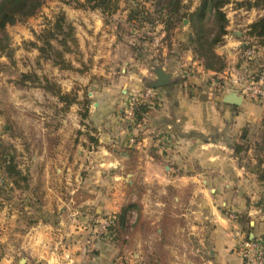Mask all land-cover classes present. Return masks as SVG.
<instances>
[{
	"label": "rangeland",
	"instance_id": "rangeland-1",
	"mask_svg": "<svg viewBox=\"0 0 264 264\" xmlns=\"http://www.w3.org/2000/svg\"><path fill=\"white\" fill-rule=\"evenodd\" d=\"M78 1L83 3L85 0ZM78 1L46 0L35 16L8 25L6 29L12 59L0 52V263L4 264L8 258L10 264H49L46 258L53 250L61 264L73 263L72 259L78 256L84 263L88 259L93 261L102 245L110 248L111 253L114 250L105 260L106 264L179 263L181 259L178 257H170L167 261L163 256H154L155 248L162 251L164 240L148 238L149 234L158 233L159 227L164 230L165 222L180 218V208L174 203L178 201L176 196L181 195L166 194L158 179L154 182L143 176L136 177L134 186L128 184L125 188L122 208L128 205L131 208L124 227L114 226L97 240L90 239L91 231L88 233L85 229L82 239L78 237L81 233L64 235L59 247L51 244L49 248L51 242H46L49 249L41 260H37L32 250L24 248L17 232V235L9 234V229L5 228L11 223L13 231L29 233L39 223L42 224L39 229L45 223L57 224L63 208H79L87 195L98 196L86 188L87 183L82 182L80 190L73 195L69 187L78 183L76 175L79 173L85 181L88 171L84 162L89 165L90 156L98 150L97 144L102 136L98 126L104 121L112 122L110 116L119 123L124 135H129L128 139L125 137L127 150L134 151L128 145L136 143L137 133L134 131L145 116V111L141 114L138 108L152 109L160 100L157 90L151 102L144 95L145 88L151 87L145 79L156 77L158 67L171 75L172 70L181 75L186 72L189 77L202 74L190 58L199 60L189 42L192 29L188 18V13L195 10L201 0H182L179 14L167 11L166 0H120L119 8L113 14L80 6ZM237 1L242 0H230L223 8L229 23L224 40L215 46L217 49L226 45L220 54L226 60V67L214 76L220 81H227L232 69L242 65L249 69L255 80L264 73V47L248 34L249 25L264 14V9L239 8ZM62 12L73 25L80 46L78 53H65V58L73 65L66 68L42 57L33 46L34 42L40 44L37 36ZM207 28L216 31L211 22ZM53 44L62 49L60 40H53ZM246 46L257 47L256 57L248 60L244 57ZM31 72L37 73L40 82L22 81V75ZM45 77L57 83L64 92L77 93L79 102L65 107L56 96L42 88L40 83ZM124 79L129 81L127 87H124ZM210 82L209 77L204 80L213 87ZM235 87L240 91L243 89L240 85ZM251 99L264 103L260 99ZM133 108L136 119L129 113ZM85 112L88 113L86 116ZM263 119L264 114L259 124L247 126L251 145L248 154L255 155L254 145L260 140ZM116 126L117 123H113V127ZM243 128L237 135L239 141ZM108 132L112 135L113 130L109 127ZM1 149H7L16 157L25 180L18 178L15 182V178L7 173L2 164ZM133 151L125 170L135 168L132 161L138 159ZM144 165L148 169V164ZM69 172H75L71 179L66 178ZM84 185H87L85 190ZM80 213L67 214L65 222L74 218L80 220ZM106 215L96 218L90 226ZM156 218L158 226L153 227L150 222ZM136 231L141 233L142 240L140 237L134 239ZM43 232L40 231L38 236L43 237ZM40 244L45 246L42 240L37 245ZM117 248L120 252H115ZM139 249L141 256L135 254ZM96 264L100 261L97 260Z\"/></svg>",
	"mask_w": 264,
	"mask_h": 264
},
{
	"label": "crops",
	"instance_id": "crops-1",
	"mask_svg": "<svg viewBox=\"0 0 264 264\" xmlns=\"http://www.w3.org/2000/svg\"><path fill=\"white\" fill-rule=\"evenodd\" d=\"M223 48L226 45L216 50L223 54ZM190 58L202 74L189 77L186 72L181 75L172 70L170 83L155 89L160 100L155 107L143 112V123L139 122L134 131L137 133L136 143L128 145L134 151L127 150L129 135H124L112 116V122L104 121L98 126L102 136L97 144L98 150L90 156L89 165L87 161L84 162L88 171L85 181L79 173L76 175V179L79 177L78 183L69 187L73 195L80 190L82 182L87 183L89 186H82L84 190L87 186L90 192L98 196L87 195L79 208H63L60 222L45 223L42 229H39L42 225L39 223L29 233H22L21 230L13 231L11 223L5 225L9 234L18 233L24 248L32 250L37 260L45 258L52 245L59 247L64 235L82 234L85 229L89 233L93 227L90 223L96 218L118 213L124 205L125 188H128V184L133 187L135 178L142 176L154 182L158 179L166 194L181 195L176 196L178 201L174 203L180 208V218L173 219L171 223L165 222L164 230L159 227L158 233L148 235L155 241L164 240L162 251L155 248L154 256H163L166 260L170 257L181 259L174 264H246L238 247L247 233L262 237L264 241V183L246 166L248 161L251 165L256 162L255 155L249 152L237 156L233 148L235 142H239L237 135L242 127L261 122L264 103L242 95L239 89L235 91L243 96L241 104L227 102L228 90L213 91V87L204 83L215 72L206 69L201 60ZM155 79L146 78L145 81L151 85ZM123 82L124 87L129 85L127 79ZM95 105L99 103L95 102ZM115 122L118 126L113 127ZM108 126L113 130L112 135L108 132ZM132 151L138 160L132 161L135 168L128 171L125 167L129 166ZM138 172L141 173L138 175ZM73 173L69 172L66 178L71 179ZM122 178L125 179L124 183ZM75 211H82L80 220L65 222L64 217L69 213L71 216ZM150 223L153 227L158 226L157 218ZM40 231H44L43 237L38 236V233L41 235ZM140 234L136 231L134 239ZM78 237L82 239L84 234ZM40 240L44 242V247L37 245ZM46 242H51L48 249ZM109 250L102 245L93 261L88 259L82 263V257L78 256L68 264H96L97 260L100 264H106L105 260L114 251L111 253ZM115 252H120V248ZM139 252L140 249L135 254L141 256ZM56 260L54 250L48 253L46 262L53 264ZM9 262L7 258L4 264Z\"/></svg>",
	"mask_w": 264,
	"mask_h": 264
},
{
	"label": "trees",
	"instance_id": "trees-1",
	"mask_svg": "<svg viewBox=\"0 0 264 264\" xmlns=\"http://www.w3.org/2000/svg\"><path fill=\"white\" fill-rule=\"evenodd\" d=\"M46 0H0V52L5 53L9 59H12V49L7 41V26L13 25L19 21L35 16ZM78 1V0H77ZM120 0H85L83 3L78 1V4L83 7L92 9H100L104 14H113L118 10ZM76 2V0H75ZM182 0H166L165 5L167 11L179 14ZM230 3V0H201L195 10L188 13L192 33L189 36V42L194 52L203 62L206 69L221 72L226 67L225 58L216 52L215 46L224 40V36L228 33L229 19L224 6ZM236 5L247 9L257 8L264 9V0H242L237 1ZM186 16V15H185ZM213 23L216 31H209L207 25ZM248 34L259 40L264 47V14L249 25ZM62 37L59 39V36ZM6 38V39H5ZM40 44L34 42L33 46L37 48L40 55L44 58L52 59L54 63L62 68L72 67L70 61L65 58V53H78L79 41L75 36L74 27L67 20L66 14H59L54 21L41 34L37 36ZM53 40H60L62 49L56 48ZM84 70H87L86 68ZM83 71V70H82ZM23 82H40V77L37 73H24L22 75ZM42 88L56 96L65 107L79 102L77 93L64 92L61 87L49 80L43 79ZM85 103V102H84ZM87 106V105H85ZM147 107L140 106V113L146 111ZM88 112V110H87ZM85 112L84 116L88 113ZM264 120V119H263ZM248 127L243 128L241 140L233 146L234 153L237 156L246 155L251 149L248 142ZM93 139V138H92ZM94 140V139H93ZM2 148V147H1ZM2 164L7 173L15 178L25 180V176L18 168L16 157L7 152V149H1ZM256 162L251 165L248 161L246 166L257 174L259 181L264 183V122L260 140L254 145ZM264 203V202H263ZM131 205L124 206L121 211L115 214L116 227H124L126 224L127 213ZM247 237L250 234L247 233Z\"/></svg>",
	"mask_w": 264,
	"mask_h": 264
},
{
	"label": "built area",
	"instance_id": "built-area-1",
	"mask_svg": "<svg viewBox=\"0 0 264 264\" xmlns=\"http://www.w3.org/2000/svg\"><path fill=\"white\" fill-rule=\"evenodd\" d=\"M256 48V46H246L244 49V57L247 60L256 57ZM224 73H227V71ZM217 74L218 73H215L214 76ZM214 76L210 78L214 89L219 91L228 90L230 92L235 91V89H237L235 86L240 85L243 88L241 91L242 95L264 101V73H262L259 78L255 80L254 78H251L249 69L242 65L240 68L232 69L230 78L227 79V81L216 80V77ZM145 90V98L151 102L152 98H154L156 95L155 88L152 86H147ZM134 108L129 113L134 117V119H136ZM131 141H135V139H131ZM115 225V214L106 215L100 218L90 230V239L97 240L102 238ZM238 251L246 264H264V241L262 237L254 235L250 237L246 236L240 243ZM58 258L59 257L57 256V260L53 264H61Z\"/></svg>",
	"mask_w": 264,
	"mask_h": 264
},
{
	"label": "water",
	"instance_id": "water-1",
	"mask_svg": "<svg viewBox=\"0 0 264 264\" xmlns=\"http://www.w3.org/2000/svg\"><path fill=\"white\" fill-rule=\"evenodd\" d=\"M156 79L151 83V86L154 88L164 87L168 85L171 81L172 75L170 73H167L162 67H158L155 70ZM243 96L238 95L236 91H230L228 94H226V101L229 103H232L234 105L241 104Z\"/></svg>",
	"mask_w": 264,
	"mask_h": 264
}]
</instances>
